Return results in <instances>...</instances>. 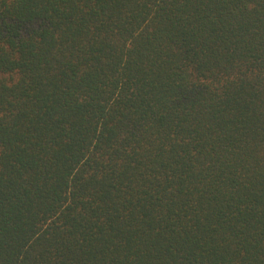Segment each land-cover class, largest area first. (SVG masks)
Masks as SVG:
<instances>
[{
  "label": "trees",
  "instance_id": "obj_1",
  "mask_svg": "<svg viewBox=\"0 0 264 264\" xmlns=\"http://www.w3.org/2000/svg\"><path fill=\"white\" fill-rule=\"evenodd\" d=\"M0 264H264V0H0Z\"/></svg>",
  "mask_w": 264,
  "mask_h": 264
}]
</instances>
